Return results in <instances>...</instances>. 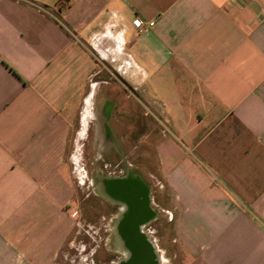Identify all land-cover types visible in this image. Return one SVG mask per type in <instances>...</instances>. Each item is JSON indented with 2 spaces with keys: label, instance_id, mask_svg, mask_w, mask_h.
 <instances>
[{
  "label": "crops",
  "instance_id": "crops-1",
  "mask_svg": "<svg viewBox=\"0 0 264 264\" xmlns=\"http://www.w3.org/2000/svg\"><path fill=\"white\" fill-rule=\"evenodd\" d=\"M90 122L154 160L184 264H264V0H0V264H63Z\"/></svg>",
  "mask_w": 264,
  "mask_h": 264
},
{
  "label": "rangeland",
  "instance_id": "rangeland-1",
  "mask_svg": "<svg viewBox=\"0 0 264 264\" xmlns=\"http://www.w3.org/2000/svg\"><path fill=\"white\" fill-rule=\"evenodd\" d=\"M151 133L153 134V131ZM70 139L66 156L73 196L67 205V213L71 216L72 228L67 243L61 251V258L62 256L66 258L61 260L63 264H85L90 261L95 241L99 244L97 236H100L97 229L100 225L98 210L93 209L90 173L93 171V173L113 174L121 169L118 165L122 162L115 151L107 152L103 149L99 133L93 130L92 122L83 135L73 132ZM133 139L136 144L138 137L135 136ZM146 159L147 163L139 164L136 157H130L124 161V166L137 167L151 188V203L158 216L152 224L151 235L158 251L160 264H184V250L172 242L173 227L168 221V212H164L169 207L170 197L166 190L159 191L156 181L151 177L155 171L154 160Z\"/></svg>",
  "mask_w": 264,
  "mask_h": 264
},
{
  "label": "flooded vegetation",
  "instance_id": "flooded-vegetation-1",
  "mask_svg": "<svg viewBox=\"0 0 264 264\" xmlns=\"http://www.w3.org/2000/svg\"><path fill=\"white\" fill-rule=\"evenodd\" d=\"M101 135L106 139L108 133L101 131ZM102 145L106 146L107 142L104 140ZM103 149L115 151L122 163L118 165L121 169L113 174L90 173L100 236H97L99 244L95 241L90 261L85 264H147L142 248L146 240L151 245L153 263L160 264L151 235L152 224L158 219L151 203V188L137 167L124 166L125 157L117 148L106 146ZM146 203L154 213L149 220L143 218Z\"/></svg>",
  "mask_w": 264,
  "mask_h": 264
},
{
  "label": "water",
  "instance_id": "water-1",
  "mask_svg": "<svg viewBox=\"0 0 264 264\" xmlns=\"http://www.w3.org/2000/svg\"><path fill=\"white\" fill-rule=\"evenodd\" d=\"M153 215H154L153 211L148 206V203H146V206H145V209H144V213H143V218L145 220H149L150 218L153 217ZM142 248H143V250L145 252L147 264H154L153 260H152L153 252L151 250V245H150L149 242H147V240L142 243Z\"/></svg>",
  "mask_w": 264,
  "mask_h": 264
},
{
  "label": "built area",
  "instance_id": "built-area-1",
  "mask_svg": "<svg viewBox=\"0 0 264 264\" xmlns=\"http://www.w3.org/2000/svg\"><path fill=\"white\" fill-rule=\"evenodd\" d=\"M134 25L135 27L138 29V30H143L145 28H149V27H153L154 25V22L153 21H150L148 23H143L142 21H140L139 19H136L134 21Z\"/></svg>",
  "mask_w": 264,
  "mask_h": 264
},
{
  "label": "bare ground",
  "instance_id": "bare-ground-1",
  "mask_svg": "<svg viewBox=\"0 0 264 264\" xmlns=\"http://www.w3.org/2000/svg\"><path fill=\"white\" fill-rule=\"evenodd\" d=\"M86 115H87V114H86ZM103 147H106V146L103 145Z\"/></svg>",
  "mask_w": 264,
  "mask_h": 264
}]
</instances>
